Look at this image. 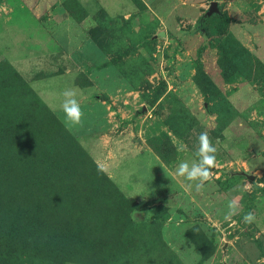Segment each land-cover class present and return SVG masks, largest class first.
<instances>
[{
	"label": "rangeland",
	"instance_id": "374dc122",
	"mask_svg": "<svg viewBox=\"0 0 264 264\" xmlns=\"http://www.w3.org/2000/svg\"><path fill=\"white\" fill-rule=\"evenodd\" d=\"M0 264H264V0H0Z\"/></svg>",
	"mask_w": 264,
	"mask_h": 264
},
{
	"label": "clouds",
	"instance_id": "9594fccd",
	"mask_svg": "<svg viewBox=\"0 0 264 264\" xmlns=\"http://www.w3.org/2000/svg\"><path fill=\"white\" fill-rule=\"evenodd\" d=\"M63 101L61 110L64 114L63 123L65 127L71 131L74 128L83 126L84 113L81 109L80 102L76 98L77 93L68 89L63 92ZM179 150H183V145ZM217 149L212 144L207 131L202 132L198 137V148L195 152L196 159L191 163L182 161L178 164L176 175L187 181V188L192 189L193 186L196 192L204 189L205 184L214 176V169L217 167L216 158ZM239 205L236 200H232L228 204L227 217L238 214ZM245 223H252L255 219L253 213L249 212L244 216Z\"/></svg>",
	"mask_w": 264,
	"mask_h": 264
},
{
	"label": "water",
	"instance_id": "95a60500",
	"mask_svg": "<svg viewBox=\"0 0 264 264\" xmlns=\"http://www.w3.org/2000/svg\"><path fill=\"white\" fill-rule=\"evenodd\" d=\"M217 12V3L213 2L206 14V16L210 17L212 14L216 13ZM248 179L249 180H253L254 177L252 176H248Z\"/></svg>",
	"mask_w": 264,
	"mask_h": 264
}]
</instances>
